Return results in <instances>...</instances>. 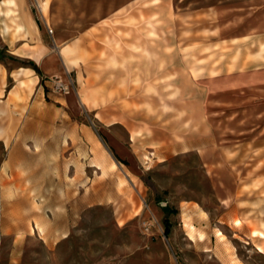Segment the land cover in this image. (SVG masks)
Returning <instances> with one entry per match:
<instances>
[{
    "label": "rangeland",
    "instance_id": "obj_1",
    "mask_svg": "<svg viewBox=\"0 0 264 264\" xmlns=\"http://www.w3.org/2000/svg\"><path fill=\"white\" fill-rule=\"evenodd\" d=\"M248 2L256 22L264 0ZM13 3L0 5V264H264V90L212 79L210 0ZM25 16L60 53L37 72L34 111L13 56Z\"/></svg>",
    "mask_w": 264,
    "mask_h": 264
},
{
    "label": "crops",
    "instance_id": "obj_2",
    "mask_svg": "<svg viewBox=\"0 0 264 264\" xmlns=\"http://www.w3.org/2000/svg\"><path fill=\"white\" fill-rule=\"evenodd\" d=\"M248 3V0H210L209 4L210 17L216 23L217 33L216 38L211 37L213 44L211 50L214 44L215 47L219 45L223 49L220 53H218L217 48L216 51H211V55L223 56L221 66L216 67V72L218 70L220 71L212 79L216 81L223 79L226 82L225 85L227 88L232 87L234 92L242 94L249 87V90L252 92L264 90L260 78V73L264 70V64L260 63L261 59L264 60V9L259 7L258 19L256 22H253L249 17ZM0 5L11 7L14 3L13 0H3ZM39 7L43 13L45 6L39 4ZM12 12V9L9 8L5 14L9 15ZM17 31L25 33L27 39L19 44L13 56L25 62V64L19 66V70L23 74L28 75L31 80H28V82H20V86L29 88L25 90L24 95L25 97L30 95L33 98L31 99L30 109L34 111L37 110V70L44 76L54 73L57 68L56 58L53 55H59L60 53H48L44 46L37 45V23L29 22L26 16L23 18L22 24L17 26ZM29 41H34V43H30ZM129 55H132V53ZM28 62H32L33 66L29 65ZM66 66L71 67V63H66ZM2 71H5V65L3 63L0 64V77ZM30 85L33 86L32 89H30ZM245 86L247 88H244ZM4 92L6 90L0 85V97L1 94L4 95ZM213 92L214 90H211V96H213ZM232 122H236V120L233 119ZM0 138L4 140L7 136H0ZM21 186L23 185L17 187L20 188ZM31 198H34V202H36L37 191L34 190V196ZM20 201L21 197L16 196H5L4 200L5 203H19ZM27 201H29V198ZM18 220L20 224H17V229L25 227L26 218L23 217ZM12 232L13 235H17L15 230Z\"/></svg>",
    "mask_w": 264,
    "mask_h": 264
},
{
    "label": "built area",
    "instance_id": "obj_3",
    "mask_svg": "<svg viewBox=\"0 0 264 264\" xmlns=\"http://www.w3.org/2000/svg\"><path fill=\"white\" fill-rule=\"evenodd\" d=\"M51 80L52 90L59 94H67L70 91L71 84L62 80L59 77H54Z\"/></svg>",
    "mask_w": 264,
    "mask_h": 264
},
{
    "label": "trees",
    "instance_id": "obj_4",
    "mask_svg": "<svg viewBox=\"0 0 264 264\" xmlns=\"http://www.w3.org/2000/svg\"><path fill=\"white\" fill-rule=\"evenodd\" d=\"M28 64L31 65V66H33V63L32 62H28ZM37 72H38V70H37ZM115 157L117 158V160L120 161V159L116 155H115ZM161 210L165 214H171V213H175L176 212L173 209H169L167 206L161 207ZM163 223H164V234L167 235L168 234V230H169V223L167 221V218L164 219Z\"/></svg>",
    "mask_w": 264,
    "mask_h": 264
},
{
    "label": "water",
    "instance_id": "obj_5",
    "mask_svg": "<svg viewBox=\"0 0 264 264\" xmlns=\"http://www.w3.org/2000/svg\"><path fill=\"white\" fill-rule=\"evenodd\" d=\"M2 56L0 55V58H1Z\"/></svg>",
    "mask_w": 264,
    "mask_h": 264
}]
</instances>
